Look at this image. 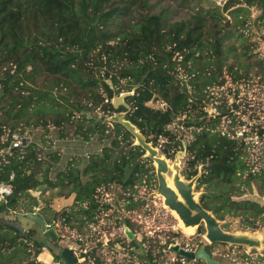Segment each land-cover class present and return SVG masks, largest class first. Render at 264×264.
I'll list each match as a JSON object with an SVG mask.
<instances>
[{"label": "trees", "instance_id": "obj_1", "mask_svg": "<svg viewBox=\"0 0 264 264\" xmlns=\"http://www.w3.org/2000/svg\"><path fill=\"white\" fill-rule=\"evenodd\" d=\"M144 1L0 0L1 149L8 147L5 139L12 133L40 129L42 137L49 138L54 129L64 139L67 126L76 127L79 137L96 147L69 159L62 172L55 168L58 161L42 170L43 150L35 145L0 155V181L13 188L8 206L0 205V215L25 209L34 213L39 200L30 192L47 185L59 189L58 196L75 194L74 206L60 213L45 207L38 215L48 212L53 228L59 224L79 233L112 209L102 201L99 189L117 184L131 202L141 180L155 176V167L123 124L117 121L111 127L103 121L115 113L123 114V120L166 159L186 152L183 177H198L197 190L212 189L199 202L217 220L229 215L241 219L242 230L264 228V205L235 200L230 191L237 184L251 187L255 182L264 195V161L253 171L255 164L248 161L242 139L218 130L221 116L210 124L201 113L212 102L210 90L227 80L239 84L258 77L264 85V54H253L261 44L252 42L256 35L251 32L253 25L264 28V0H228L222 9L198 10L180 22L170 23L161 15L134 22L132 7ZM231 41L239 45H229ZM122 94H128L124 99L128 107L115 108L113 100ZM153 101L165 107L155 109L149 105ZM98 109L102 115L88 117ZM181 117L186 129H194L186 147L171 129ZM258 134L263 140L264 129ZM97 136L107 138L108 144L92 143ZM127 226L132 228L128 222ZM37 232L0 221V264H41L36 260L45 246L35 240ZM131 245L139 248L135 239ZM147 247L145 256L152 262L154 247ZM97 251L82 257L103 264L95 257ZM258 259L264 261V256Z\"/></svg>", "mask_w": 264, "mask_h": 264}, {"label": "rangeland", "instance_id": "obj_2", "mask_svg": "<svg viewBox=\"0 0 264 264\" xmlns=\"http://www.w3.org/2000/svg\"><path fill=\"white\" fill-rule=\"evenodd\" d=\"M227 1L228 0H145L144 2H139L137 5L132 7L131 18L134 22H137L141 17L161 15L164 16V18L170 23L180 22L190 19L198 10L207 12L211 11L215 7L222 9ZM224 16L232 18V16H229L228 13H224ZM126 21L130 23L128 18ZM209 25L213 26L214 24L209 22ZM251 32L256 35L252 42L259 41L261 44L257 50L253 51V54H264V39L262 38L264 35V28L262 27L258 30L256 26L253 25ZM229 45L236 47L239 43L231 41ZM238 53H241L240 49ZM253 60H255V58H253ZM241 61L248 63L245 58H241ZM248 74H250V77L255 76V73L252 70H249ZM180 77H182V75ZM259 80L260 79L258 77L250 78V80L242 79L239 84L227 80L223 86L211 89L210 93L213 96L212 102L206 106L204 111L201 112L203 114L202 120H206L207 123L211 124L214 118L221 116L222 123L221 126L218 127V130L222 133L235 136L236 139L238 137L241 138L243 135L246 139H249L247 138L248 136H256L262 140L258 132L264 129V85L259 83ZM150 106L155 109L165 107L164 104L159 101H153ZM98 115H102L100 109L91 111L90 114H88V117H93L94 119ZM122 115L123 114L114 113L111 117H105L103 121L107 123L108 126L112 127L114 122L124 121L122 120ZM184 120L185 117L178 118L171 126V129L178 135V137L182 140L183 145L186 147L192 139L194 129H186L183 126ZM25 134H27L28 140L33 142L31 143V146L35 145L37 148L43 150V153L40 154V157L44 160L41 167L42 170H45L46 166H48V168L49 166H54V163L59 161H55V159H59V156H61V152L57 149L56 139L59 137L56 130L52 129L50 133V136H53L55 139L54 142L51 139L43 138V132L40 129L27 131ZM78 134L79 133L74 126H67L64 130V139H71L74 144V149H72L73 156L71 158L81 157L79 156V153H82L84 147L86 146V142H84ZM91 141L92 143L100 141L101 144L107 145L109 140L107 138L97 136ZM34 142L38 143V145L34 144ZM135 144L136 140L134 145ZM250 144L252 145V142H250ZM261 148L262 149H260L255 156L253 152H250L251 150L249 149V145L247 146L248 161H250L252 165L255 164L253 165V171H257L263 163L262 161H264V136L261 141ZM160 156L164 157L161 153ZM84 159L86 158L84 157ZM186 162L187 154L185 151L177 153L173 160H168L170 170L166 175L167 179L172 180L176 172H179L181 177L184 178L183 171L185 169ZM80 167H83V165L81 164ZM200 169L201 167H199V170ZM157 190L158 182L156 177V168L155 176H153V178H143L141 180V184H138V195L136 197H132L133 200L131 202L129 200L130 195L127 194L125 190L117 184L112 185L110 193L114 195V206L112 208V212H110V210L102 215V218L103 216H107L104 218V223L108 225H101V218L96 224H92L95 226L101 225L100 229L98 228L97 231L92 230V225L87 228H83L79 233L76 230H69L68 227H58L57 229L59 230V235L62 238L56 244L51 243L46 251L42 250V254L36 261L41 264H52V262L54 264H64L63 259L59 262L56 260V257L61 255L64 248H70V246H72L77 249V254L80 255L83 254L84 250L88 252L92 251L94 247L98 245H100L99 249L101 250L103 244L102 242L105 243L106 238H108L111 243H116L117 240L125 241L126 237H124L121 231L113 238L110 236V233L113 231L112 228L115 227V224L113 223H120V225L117 226L119 228L121 227V223L127 225L128 222L132 225L131 231H133L136 235V239H139V241H142L147 246L154 247L152 250L154 253H152L157 256V259L155 257L156 260H153L151 262L152 264L157 261L161 264H166V262L168 264H172L169 260L175 254H172L169 248L172 246L171 244L176 243L182 244L183 246L187 244H192L193 246L199 245V247L201 245H207V251L211 253L216 260L224 264H264V261L258 259L259 256H264V228H260L256 231L242 230L241 219L239 217L227 215L223 220H219L225 232L237 235L249 234L251 235V238L255 240H258V238L261 237L260 240L262 248L249 249L248 247L223 244L211 245L205 237L206 229L204 225L195 227V231L192 236L184 234L183 230L180 229L178 219L169 211L168 207L164 205V198L158 194ZM238 190L243 192V194L239 195ZM54 191L56 192L55 195L48 199L50 203L55 197H64L57 195L58 192H60L59 189H54ZM211 191L212 189L206 188L197 190L195 187L198 200L202 194ZM230 191L233 192V198L235 200H252L264 205V195H261L259 185L255 182L251 184V187H247L242 183L237 184L235 188L231 187ZM32 193L35 194V196H38L36 191H33ZM63 193L65 194L66 191H63ZM68 197L69 196H66L65 198ZM24 201H26V199H24ZM27 201L29 200L27 199ZM50 203H48V205H50ZM129 204H131V209L128 208ZM39 208L41 209V207ZM27 210L29 209L18 211L16 213L9 212L8 214H1L0 221L11 222L13 224L16 223L18 228L25 232L30 229L29 227H33L38 231L35 236V240L42 242L43 240L41 238L42 234L40 232V227L27 218L28 214H32L28 213ZM54 212L56 213V211ZM48 216L52 218L50 213ZM142 245V243H139V251L137 250L139 253L141 250L143 251ZM141 254L146 255L145 251L140 253V257H142ZM47 260H50V262L46 263ZM187 264L206 263L203 261H189Z\"/></svg>", "mask_w": 264, "mask_h": 264}, {"label": "water", "instance_id": "obj_3", "mask_svg": "<svg viewBox=\"0 0 264 264\" xmlns=\"http://www.w3.org/2000/svg\"><path fill=\"white\" fill-rule=\"evenodd\" d=\"M127 95L123 94L114 98V107H128L124 101ZM119 122L135 138V145L140 146L146 152V158L154 163L158 182V194L164 198V205L169 210L176 212L186 228L204 225L206 229L205 237L211 245L223 244L248 247L250 249H258L262 246L259 240L252 239L244 234H231L223 230L221 222L217 220L212 212L207 211L197 199L195 187L198 177L185 180L179 172H176L172 179L174 188L170 187L166 177L170 170L168 160L161 157L159 150L154 148L150 143H147L145 137L133 125L125 121ZM27 218L40 227V232L45 240L52 244L59 242L60 236L57 230L53 227H48L41 216L38 214H28ZM124 234L129 241H133L136 238V235L129 228H125ZM170 250L188 260L203 261L206 264H221L207 251V245H201L197 252L186 251L181 249L179 245L171 246ZM60 256L64 264H82L71 248H64ZM147 264L149 263L147 262Z\"/></svg>", "mask_w": 264, "mask_h": 264}, {"label": "built area", "instance_id": "obj_4", "mask_svg": "<svg viewBox=\"0 0 264 264\" xmlns=\"http://www.w3.org/2000/svg\"><path fill=\"white\" fill-rule=\"evenodd\" d=\"M210 114H211V112H210ZM222 134H225V133H222ZM228 136H231V137L236 139L235 136H232V135H228ZM247 138H249V139H246V137H244L242 135L241 138L238 137L237 139H242V141L246 144V146L249 145V149L251 150L250 152H253L254 155L256 156L257 153L260 151V149H262L261 148V140L259 139V137H256V136H248ZM5 142L9 143L8 147L6 149H1V147H0V155L10 153V151L12 149L22 148L24 146H29L31 144V142L28 140L27 134H22L20 132L12 133L11 135H9L5 139ZM250 142H252V145L250 144ZM262 147H263V144H262ZM13 177L14 176L12 175L11 179H13ZM110 188L108 190H105V191L102 190L103 192L100 191V189H99L98 192L102 193V201L104 203L110 204L113 208V206H114L113 203L115 202V200H114V195L110 193ZM12 195H13L12 186L10 184L3 183L0 181V205L8 206L9 200H10ZM39 211H40V208H36L35 212L32 214H37V212H39ZM103 219H104V216H103ZM101 225H99V226L92 225L91 228H92V230L97 231L98 228L100 229ZM48 227H52V226L48 225ZM136 241L138 242V244L142 243V241H139V239H136ZM98 242H100V241H98ZM102 243L103 244H102L101 250L99 249L100 248L99 245L95 246L94 249L98 250L95 257H100V259L103 261V264H146L143 260L144 259L143 256H145V255L141 254L142 257H140V253L138 252L139 248L137 249L136 246H132L131 241H129L128 239L126 241H121V242H116V243H111V241L109 239H107L105 243L104 242H102ZM171 245L172 246L179 245L181 249H184V250L189 251V252H197L198 249L200 248L199 245L193 246L192 244H187V245L183 246L182 244L176 243V244H171ZM142 247H143V251H145V252L148 251V247L145 243L142 245ZM70 248L74 250L76 256L79 259V262H81L82 264H95V258L94 257H90V256L82 257L83 255H88L90 251L88 252V251L84 250L83 254L78 255L76 248H74V247H70ZM99 250H100V253H99ZM169 250H170V248H169ZM152 252L154 253V251H152ZM172 254H175L169 260L172 264H187V262H189V261L190 262H197L195 260H188V259H186V258H184V257H182L176 253H173V252H172ZM154 257H156V259H157L156 255H154ZM156 259H154V261ZM148 263L152 264L151 261H149ZM154 264H161V263L159 261H157V262H154ZM166 264H168V263L166 262Z\"/></svg>", "mask_w": 264, "mask_h": 264}, {"label": "crops", "instance_id": "obj_5", "mask_svg": "<svg viewBox=\"0 0 264 264\" xmlns=\"http://www.w3.org/2000/svg\"><path fill=\"white\" fill-rule=\"evenodd\" d=\"M48 139H51L53 140V142L55 141L54 137L53 136H50ZM56 143H57V149L59 150V152H61V156L59 157V161L55 164V168H59L62 171H64V169L66 168V165L68 163V160L71 159V157L73 156V153H72V149H74V144L73 142L71 141V139H56ZM31 143H33L31 141ZM34 144L38 145V143L34 142ZM86 146L84 147L83 149V152L82 153H79L81 157H83L84 155H87L89 152H91V148L93 147V144H90V143H85ZM76 146V145H75ZM56 148V147H54ZM93 148H96V147H93ZM57 191V190H55ZM54 189L53 190H50L49 187L47 185H45L44 187L40 188L39 190L36 191V194L38 196H35V194H33L31 191V195L35 198H37L39 200V207H41V209L43 208H47L49 207L50 209L56 211V212H61V211H64V210H69L71 209L73 206H74V200H75V194H72L71 196H69L68 198H65V197H55L54 200L50 203V205H46L43 203V200H48L50 199L51 196H54L55 195V192ZM27 206V205H26ZM37 207V208H39ZM36 208H34V211H35ZM40 209V210H41ZM112 212V210L110 211ZM48 212L46 214H44V216H41L42 219L46 222L47 225H49L48 221L51 219L49 216H48ZM107 216H105L104 218H106ZM106 223H104V219L102 218V225H104ZM115 224V227L112 228V233H110V236L115 237L120 231L123 233L124 237L125 234H124V231H125V228H129L127 225H124L121 223V227H117L118 225H120V223H113ZM108 224H106L107 226ZM60 227L59 224H55V229L57 230V228ZM29 228H33V227H29ZM130 229V228H129ZM131 230V229H130ZM58 234H59V230H57ZM60 236V235H59ZM107 237V236H106ZM42 243L44 244V248L43 250L46 251L48 249V247L51 245V243L47 240H45L42 236ZM62 237L60 236V239ZM108 238H106L107 240ZM45 240V241H44ZM136 240V238H135ZM122 241V240H121ZM120 240H117V242H121ZM113 242H116V241H113ZM72 247V246H70ZM143 252V251H141ZM140 252V253H141ZM147 253V252H145ZM45 254V253H44ZM49 258V256H48ZM143 260L144 262L147 264V257L146 256H143ZM46 262H50V260H47ZM149 262V261H148ZM221 264H224L222 262H220ZM50 264V263H49ZM52 264H54L52 262ZM150 264V263H149Z\"/></svg>", "mask_w": 264, "mask_h": 264}, {"label": "bare ground", "instance_id": "obj_6", "mask_svg": "<svg viewBox=\"0 0 264 264\" xmlns=\"http://www.w3.org/2000/svg\"><path fill=\"white\" fill-rule=\"evenodd\" d=\"M168 164H169V163H168ZM167 181H168L169 186L172 187V188H174L173 181L170 180V179H168ZM169 211H170V212H171V213H172V214L178 219L180 229L183 230L184 234H186V235H188V236H192V235L194 234L195 227H189V228H186V227L184 226L183 222L179 219V217H178V215L176 214V212H175V211H171V210H169ZM244 235H246V236H248V237L251 238V235H249V234H244ZM260 239H261V237L258 238L259 241H261ZM261 248H262V246L259 247L258 249H261ZM249 249H250V248H249ZM46 263H47V262H46Z\"/></svg>", "mask_w": 264, "mask_h": 264}]
</instances>
